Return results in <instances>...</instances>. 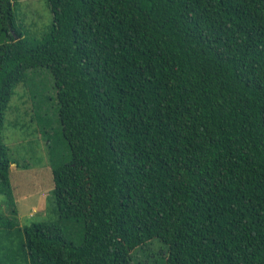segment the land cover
Segmentation results:
<instances>
[{
	"label": "trees",
	"instance_id": "1",
	"mask_svg": "<svg viewBox=\"0 0 264 264\" xmlns=\"http://www.w3.org/2000/svg\"><path fill=\"white\" fill-rule=\"evenodd\" d=\"M48 3V33L29 39L0 0V194L14 215L0 217V264H264V0ZM39 67L70 160L50 133L58 217L15 241L3 119ZM155 238L165 250L140 261Z\"/></svg>",
	"mask_w": 264,
	"mask_h": 264
},
{
	"label": "rangeland",
	"instance_id": "2",
	"mask_svg": "<svg viewBox=\"0 0 264 264\" xmlns=\"http://www.w3.org/2000/svg\"><path fill=\"white\" fill-rule=\"evenodd\" d=\"M11 11L13 17L8 12L5 19L7 23L12 22L23 36L41 39L48 33L52 24L48 0H11ZM7 38V35L0 36V41ZM38 120L42 123L39 124ZM50 133L55 139L52 155L56 162H68L69 148L61 136L54 79L48 68L39 67L28 70L25 80L16 85L3 119L2 141L10 149L11 158L19 164L16 166L14 161L11 163L10 178L14 207L17 210L16 226L20 230H13L15 232L8 233L5 239L13 237L18 241L24 225L38 220H55L58 217L52 197V162L46 141ZM2 215L9 218L14 216L9 213L5 196L0 194V217ZM77 229L79 223L71 221L65 230L74 243L81 241ZM150 245L152 249L140 257V261L143 257L158 259L161 248L165 250L164 244L156 238ZM19 264L26 263L20 260Z\"/></svg>",
	"mask_w": 264,
	"mask_h": 264
},
{
	"label": "crops",
	"instance_id": "3",
	"mask_svg": "<svg viewBox=\"0 0 264 264\" xmlns=\"http://www.w3.org/2000/svg\"><path fill=\"white\" fill-rule=\"evenodd\" d=\"M10 170H11V168H10Z\"/></svg>",
	"mask_w": 264,
	"mask_h": 264
}]
</instances>
